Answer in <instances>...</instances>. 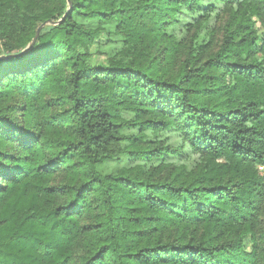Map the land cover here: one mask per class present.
<instances>
[{"label":"trees","instance_id":"1","mask_svg":"<svg viewBox=\"0 0 264 264\" xmlns=\"http://www.w3.org/2000/svg\"><path fill=\"white\" fill-rule=\"evenodd\" d=\"M263 165L264 0H0V264H264Z\"/></svg>","mask_w":264,"mask_h":264},{"label":"rangeland","instance_id":"2","mask_svg":"<svg viewBox=\"0 0 264 264\" xmlns=\"http://www.w3.org/2000/svg\"><path fill=\"white\" fill-rule=\"evenodd\" d=\"M255 27L258 32V36L261 38L263 36V30L259 26L258 22H255ZM121 46V42L114 35H108L107 32H101L99 38L96 42L89 47V52H91L90 63L93 65L101 66L105 65L107 60L106 57L108 55H112L116 53ZM124 133L126 135L134 134L136 131L134 129H125ZM146 136L148 140H157L161 141L163 146L170 147V149L177 148L179 144H181L180 138L177 136L176 132L173 130H162L155 133H151L150 131H146ZM172 161L174 162H182L180 157L174 156ZM197 160V157L192 155L188 156V164L193 165ZM139 161H133L132 163L128 162L125 157H117L114 161L109 162L107 164L106 169L112 170L116 167H121L126 164H134ZM244 248L249 251L251 249V243L248 238L244 239Z\"/></svg>","mask_w":264,"mask_h":264},{"label":"water","instance_id":"3","mask_svg":"<svg viewBox=\"0 0 264 264\" xmlns=\"http://www.w3.org/2000/svg\"><path fill=\"white\" fill-rule=\"evenodd\" d=\"M66 1H67L68 5H69V4H70V0H66ZM48 23H49V21H45V22L41 23V24L37 27V29H36V31H35V34H34V36H33V38H32V40L30 41V43L27 45L26 48H29V47L35 42L36 37H37V34H38L40 28H41L42 26L48 24Z\"/></svg>","mask_w":264,"mask_h":264},{"label":"built area","instance_id":"4","mask_svg":"<svg viewBox=\"0 0 264 264\" xmlns=\"http://www.w3.org/2000/svg\"><path fill=\"white\" fill-rule=\"evenodd\" d=\"M260 170H261L262 175H263V177H264V165L260 167Z\"/></svg>","mask_w":264,"mask_h":264}]
</instances>
